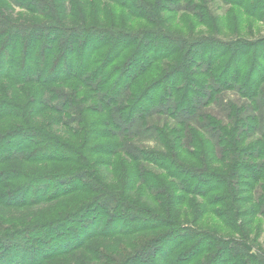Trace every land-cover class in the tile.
I'll list each match as a JSON object with an SVG mask.
<instances>
[{"label":"trees","instance_id":"trees-1","mask_svg":"<svg viewBox=\"0 0 264 264\" xmlns=\"http://www.w3.org/2000/svg\"><path fill=\"white\" fill-rule=\"evenodd\" d=\"M1 1L25 15L22 24L14 23L0 6V151L10 152L0 157V208L87 197L29 227H0V264H48L87 250L98 237L164 229L129 257L113 260L98 252L95 262L264 264V251L248 237L252 223L242 221L264 222V38L172 35L163 28V15L181 10L185 0ZM82 1L107 10L113 5L117 21L124 12L130 26H146L70 24ZM204 1L187 5L198 26L213 22ZM219 1L264 23V0ZM27 15L40 21L25 23ZM156 66L164 68L155 76ZM150 72L152 79L142 83ZM226 93L242 102H223L220 119L208 111ZM95 155L126 156L156 205L202 200V211L236 237L134 207L98 178ZM13 162L68 167L45 166L33 176L10 167ZM240 203L251 207L241 212ZM262 226L255 231L263 233Z\"/></svg>","mask_w":264,"mask_h":264},{"label":"rangeland","instance_id":"rangeland-1","mask_svg":"<svg viewBox=\"0 0 264 264\" xmlns=\"http://www.w3.org/2000/svg\"><path fill=\"white\" fill-rule=\"evenodd\" d=\"M185 1L188 3L185 2L184 4H181V10H177L173 14L170 13L163 15V19L167 20V22H165L164 26L162 24V26L163 28L169 29L170 34L172 35L181 34L179 36L186 37V39L191 38V36L195 37L199 34H203L207 37L218 35L224 39H232L238 35L241 38L249 40H259L264 38V23H256L250 19L241 17L237 10L229 8L219 0H206V5L210 15L212 16L213 22L205 26H198V22H196L195 17L192 16L194 7L191 5L187 6L189 4V0ZM82 2L84 4L80 5L82 12H77L75 20L76 22H70V24L78 25L80 21H83L82 24H84L85 21H88L92 25L96 24L108 28L116 26L120 28L123 27L124 29L126 28L128 30H132L131 28L134 29L135 27L139 28L146 26L144 22H138L137 26H130L127 22L129 21V16L124 12L123 18L117 21L115 16L116 8H114L113 5L106 4L109 6V9L107 10V8H100L103 5H97L98 3L89 5L85 1ZM191 2L195 5L205 4L204 0H190V3ZM0 6L3 7L2 13L6 18H9L14 23L18 24H22L21 21L24 22V19L20 18L22 14L25 15L24 11L13 7L12 5L10 6L5 4L1 0ZM27 18L28 22L26 21L25 23L28 24H34L36 21H40V19L36 18L35 16L27 15ZM77 19H79V21ZM236 19L240 22L238 27L234 21ZM41 21H43V19ZM236 33L239 34L237 35ZM156 67L158 68L159 66ZM160 68L164 67L161 66ZM160 68H158L159 70L157 71L155 70V76L158 74V71L161 73ZM152 73L153 72H150V74H148L149 76L143 78L141 82L143 83L144 79H152ZM139 83L138 86H140ZM228 100L233 101L235 104H240L242 102L235 94L226 93L222 96V103L212 106L208 112L211 115L222 119L224 116L223 102ZM158 123L162 124V120H159ZM3 126L8 127L9 124L5 122ZM164 126H166V120L165 123L162 124V127ZM60 128V126H53V131L57 132L59 135H63L62 137L64 138L67 137L65 133L60 131ZM98 143H104V141L102 140L97 142V144ZM20 145H22V142ZM9 153L10 152H8V148L6 147L5 150L0 151V157L2 155L7 156ZM119 157L124 156L120 155ZM92 160L96 163V168L94 169L97 170L96 174L98 178L103 180L110 191L117 192L124 198V200L132 204L134 207L142 210L154 211L155 214L164 219L169 218L171 221H176L179 224H189L198 228L199 230H205L214 234L217 233L222 237H236L229 231H221L219 227L221 224L209 213H204L202 211L204 210V203L200 199L191 198L185 204H181L180 201H177L169 206L167 205L166 201H164L163 203L161 202L159 205H156L152 201L150 195L145 192L142 184L136 180L135 171L130 164L131 162L128 160V158H126V156L120 159L118 157L111 158L108 156L95 155ZM107 162H110L109 165H106ZM45 166L46 165H30L20 162H13L10 164V167L15 168L16 170L21 169L30 175L44 172L46 171V168L47 171H61L68 167L67 165L61 166L56 164L48 165L46 168ZM120 167L123 169H120ZM86 197L87 196L82 194H77L76 196L61 198L59 201H51L46 204H39V206H31L23 209L9 210L0 208V227L8 231H13L29 227L38 220L43 221L52 219V217L55 216L57 212L64 211L65 208L79 204V202ZM238 207L241 212H243L249 210L251 205L240 203ZM133 211L134 210L131 212ZM259 220V218H247L246 216L242 217L244 224L250 222L252 223V227H254L251 234L248 236L250 241L251 239L252 242L254 241L252 245H254L256 251H264V232L259 234L257 231H255L257 224L262 223V227L264 228V222ZM165 231L166 229L160 232H146L143 234L134 232L122 237L118 236L114 239L98 237L97 239L87 243V250H82L71 255L70 257L58 258L48 264H98L95 262L97 259L95 256L98 252L103 253L102 256L105 255L110 259L121 260L122 258L129 257L131 254H133V251H135L138 244L144 243L145 241L155 240L159 238L160 235Z\"/></svg>","mask_w":264,"mask_h":264}]
</instances>
